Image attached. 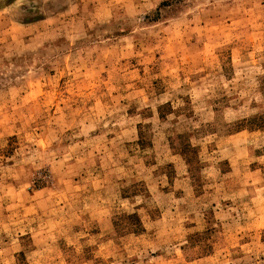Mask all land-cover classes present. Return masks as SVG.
Returning <instances> with one entry per match:
<instances>
[{"label":"rangeland","instance_id":"rangeland-1","mask_svg":"<svg viewBox=\"0 0 264 264\" xmlns=\"http://www.w3.org/2000/svg\"><path fill=\"white\" fill-rule=\"evenodd\" d=\"M0 264H264V0H0Z\"/></svg>","mask_w":264,"mask_h":264}]
</instances>
